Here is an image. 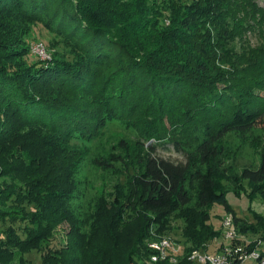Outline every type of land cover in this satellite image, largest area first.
Instances as JSON below:
<instances>
[{
	"label": "trees",
	"instance_id": "16d2710c",
	"mask_svg": "<svg viewBox=\"0 0 264 264\" xmlns=\"http://www.w3.org/2000/svg\"><path fill=\"white\" fill-rule=\"evenodd\" d=\"M0 10L43 18L48 30L76 46L74 53L55 51L48 60L30 61L27 49H0V154H24L27 161H18L17 175L25 174L27 165L40 172L26 183L38 181L37 190L0 185V264H33L25 258L30 249L40 254L39 264H120L119 241L97 243L95 232L51 247L56 222L71 214L69 162L80 158L76 150L70 155L67 140L88 138L109 118L138 112L141 131L159 139L146 145L125 206L151 213L147 220L160 229L194 198L201 210L219 204L232 211L226 191L217 188L212 162L227 133L264 128V43L252 46L246 37L257 31L264 40V8L254 0H0ZM11 28L26 30L18 23ZM14 36L13 42L22 44ZM236 37L238 48L232 45ZM165 118L172 125L180 118L197 126L192 149L164 139ZM167 144L185 160L156 156V148ZM61 161L66 164L59 166ZM3 165L0 177L17 181V165ZM241 175L248 183L264 184V149L259 166L244 168ZM256 216L255 225L235 215L231 221L238 233H259L264 240V220ZM202 219L210 232L202 235L195 218L192 234L183 231L191 243L185 253L205 250V241L217 234L206 211ZM242 246L243 252L251 249ZM140 250L142 256L139 248L128 250L122 264L145 259L146 245ZM154 264L190 261L184 256L177 263Z\"/></svg>",
	"mask_w": 264,
	"mask_h": 264
},
{
	"label": "rangeland",
	"instance_id": "374dc122",
	"mask_svg": "<svg viewBox=\"0 0 264 264\" xmlns=\"http://www.w3.org/2000/svg\"><path fill=\"white\" fill-rule=\"evenodd\" d=\"M254 2L258 7L264 8V0H254ZM17 23L26 27V30H22L26 34L25 39L19 37L21 36L19 33L22 31L11 28ZM14 35H16L15 40L22 41V44L13 42ZM246 37L252 46L264 43L257 31L247 32ZM37 43L43 45L48 54L47 60L55 51L58 53H74L76 51V46L67 37L48 30L43 18L32 19L22 13L0 10V49L2 51L14 48L27 49V61L45 60L33 51V46ZM232 45L238 48L239 39L237 37L234 38ZM261 76L258 79H261ZM169 121V119H164V133L166 135L164 139L180 140L179 143L183 147L192 149L197 126L194 127L193 123L186 124L187 122H183L180 118L173 125ZM142 123L143 118L138 112L129 118H109L99 130L89 135L88 138L82 139L77 135L67 140L70 146L68 148L70 155L76 150L79 151L80 158L76 162H69L74 169L72 176L73 193L69 201L71 214L56 222L52 234V248L59 249L70 238L75 239L76 235L82 232H86V234L95 232L97 243L103 244L105 241L111 246L112 239L119 241V248L122 250L117 253L116 260L122 264L126 259L125 254L128 250L133 247L139 248L140 256H142L140 249L143 245H146L147 241L162 235L171 237L184 246L191 245L187 236L192 234L188 232H190L189 229L193 223L200 221L198 226L204 230L201 231L202 235L210 232L206 230L205 226H201L204 221L202 214L206 211L210 218L207 223L217 234L207 239L203 246L208 252H214L219 244L228 242L223 226L225 218L232 219V216L235 215L252 225L258 222L256 215L261 216L264 220V184L248 183L247 180L242 179L241 175L244 168L255 169L260 164V154L264 149V128L237 129L227 133L220 143L217 156L212 162L217 188L226 191V199L231 207V212H226L223 206L219 204H213L201 210L195 204L194 198L180 212L172 214L160 229L147 220L151 213L125 206L132 177L142 169L143 159L147 153L146 145L155 144L159 140L156 136L151 137L142 132L140 129ZM60 155L61 153L58 152L57 156L60 157ZM155 155L172 161L185 160L184 156L175 150L171 144L158 146ZM21 160L22 164L27 161L23 153L22 158L13 157L9 151L4 155L0 154V174L4 162L8 166L17 165L13 171L16 174L21 170L18 164V161ZM64 163L66 164L64 161L59 162V166L64 165ZM32 166L34 165L26 166L28 171L25 174H16L17 176L14 178H17V181L15 180V182L11 181L9 175L0 177V185H7L5 187H12L13 189L17 188L20 191L23 189L37 190L38 181L26 184L32 177L40 176L39 166L34 168ZM41 181H45V179L42 178ZM22 182L24 186L19 187ZM196 187L197 184H194L193 192ZM195 218L197 219L196 222H194ZM5 227L6 224L1 225V229ZM157 230L162 234L157 233ZM183 231L187 232L188 235L186 236ZM68 232H71L73 236H69ZM239 234L243 242L250 245H256L258 241H263L259 233L255 235L251 233ZM0 236L3 238L4 234L0 233ZM25 258L33 264L41 262L40 254L35 249L28 250L25 253ZM135 263L144 264V259Z\"/></svg>",
	"mask_w": 264,
	"mask_h": 264
},
{
	"label": "built area",
	"instance_id": "2783aa9c",
	"mask_svg": "<svg viewBox=\"0 0 264 264\" xmlns=\"http://www.w3.org/2000/svg\"><path fill=\"white\" fill-rule=\"evenodd\" d=\"M33 51L41 58L48 57L41 43L33 46ZM225 228V238L227 243H223L220 249L214 252L207 250L192 249L185 253V246L179 241L168 237L160 236L147 241L148 250L144 264H154L158 261H168L177 263L181 257H186L192 264H264V240L258 241L256 245H251V249L243 252V239L234 228L231 218L227 217L223 221ZM239 239V244H232V240ZM131 264H136L135 262Z\"/></svg>",
	"mask_w": 264,
	"mask_h": 264
}]
</instances>
